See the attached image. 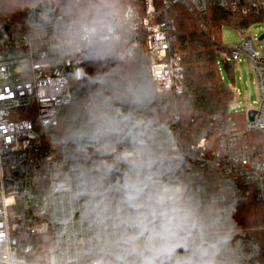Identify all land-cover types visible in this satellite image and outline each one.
I'll list each match as a JSON object with an SVG mask.
<instances>
[{"label": "clouds", "instance_id": "1", "mask_svg": "<svg viewBox=\"0 0 264 264\" xmlns=\"http://www.w3.org/2000/svg\"><path fill=\"white\" fill-rule=\"evenodd\" d=\"M20 12L21 71L77 62L80 92L48 135L53 228L31 259L8 252L0 264H264L257 226L235 219L233 183L192 171L162 118L165 93L129 44L125 0H0V19Z\"/></svg>", "mask_w": 264, "mask_h": 264}, {"label": "built area", "instance_id": "2", "mask_svg": "<svg viewBox=\"0 0 264 264\" xmlns=\"http://www.w3.org/2000/svg\"><path fill=\"white\" fill-rule=\"evenodd\" d=\"M215 3L219 9L244 18L264 14V0ZM174 5L185 8L204 28L202 17L208 0H165L164 12ZM130 8L134 27L129 44L138 46L144 33L151 75L164 92L182 94L183 66L173 50L177 42L174 22L169 18L158 20L161 13L154 0H145V13ZM25 34L8 32L0 25V259L8 252L31 259L41 248L42 235L53 228L43 202L47 185L44 164L53 159L48 135L71 101L72 86L77 82L78 64L74 61L42 65L33 59L29 69L21 71L27 53ZM262 40L247 37L241 47L228 50V60L239 61L242 56L250 59L259 99L256 106L239 116L213 118L212 125L218 132L216 148L206 139L184 145L179 133L180 115L166 119L192 171L203 173L213 182L233 183L240 197L235 219L246 202L264 203V55L254 44ZM26 115L29 117L23 118ZM252 235L259 241L255 233Z\"/></svg>", "mask_w": 264, "mask_h": 264}, {"label": "trees", "instance_id": "3", "mask_svg": "<svg viewBox=\"0 0 264 264\" xmlns=\"http://www.w3.org/2000/svg\"><path fill=\"white\" fill-rule=\"evenodd\" d=\"M164 2L165 0H154L156 10L161 13L158 20L169 18L176 27L177 42L173 45V50L182 59L184 89L182 94L164 92L161 116L167 119L170 114L178 112L181 117L179 133L184 145L188 146L206 139L210 147L214 144L213 147L216 148L218 132L212 125V120L214 117L230 116L229 108L234 98L232 90L223 80L219 67V57L222 52H226V47L222 43L221 29L223 25L246 28L257 17H241L219 9L215 0H208L207 11L202 17L204 25L202 28L201 24L180 5H174L164 12ZM125 4L145 13V0H125ZM25 19V13L20 12L13 17L0 19V25L14 34L26 33ZM137 48L142 62L150 71L144 33ZM85 67L89 73L94 71L91 66L85 65ZM78 92L80 88L78 82H75L72 86V97ZM26 117L29 116H23ZM236 220L240 226L250 224L257 227L264 226V203L254 200L246 202ZM256 236L264 245L263 235L259 233Z\"/></svg>", "mask_w": 264, "mask_h": 264}, {"label": "rangeland", "instance_id": "4", "mask_svg": "<svg viewBox=\"0 0 264 264\" xmlns=\"http://www.w3.org/2000/svg\"><path fill=\"white\" fill-rule=\"evenodd\" d=\"M264 35V14L253 19L246 28L239 26L223 25L221 29V38L223 46L226 47L225 54L222 52L219 57V67L224 82L231 90L236 93L231 102L229 113L239 116L256 106L259 99L258 88L256 84V72L252 68L250 59L242 56L241 60H228V50L241 47L247 37L252 40L260 39ZM255 49L260 50L264 55V39L261 42H255ZM178 114L177 111L170 114ZM250 226V225H249ZM249 226H242L248 228ZM254 232L256 235L261 233L264 237V226L257 227Z\"/></svg>", "mask_w": 264, "mask_h": 264}, {"label": "water", "instance_id": "5", "mask_svg": "<svg viewBox=\"0 0 264 264\" xmlns=\"http://www.w3.org/2000/svg\"><path fill=\"white\" fill-rule=\"evenodd\" d=\"M261 39H264V35H263V36H261ZM251 119H253V118H251Z\"/></svg>", "mask_w": 264, "mask_h": 264}]
</instances>
